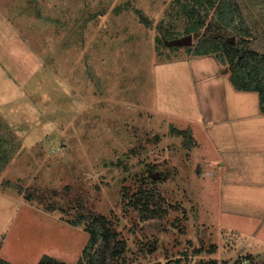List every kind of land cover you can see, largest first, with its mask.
<instances>
[{"label": "rangeland", "instance_id": "obj_1", "mask_svg": "<svg viewBox=\"0 0 264 264\" xmlns=\"http://www.w3.org/2000/svg\"><path fill=\"white\" fill-rule=\"evenodd\" d=\"M139 14L176 31L170 40L187 35L174 0H0V256L13 264L81 257L88 233L62 212L77 193L112 218L127 264L264 263L239 246L255 222L219 210L220 179L206 172L212 149L186 121L198 113L196 40L160 42ZM5 181L46 188L45 200L63 208L46 210ZM142 181L163 198L161 218L133 207ZM227 219L248 225L226 233L237 228Z\"/></svg>", "mask_w": 264, "mask_h": 264}, {"label": "trees", "instance_id": "obj_2", "mask_svg": "<svg viewBox=\"0 0 264 264\" xmlns=\"http://www.w3.org/2000/svg\"><path fill=\"white\" fill-rule=\"evenodd\" d=\"M174 2L186 18L183 34H191L192 39L196 40L193 44V53L196 55L215 53L226 65L229 78L236 88L258 92L260 111L264 114V0H174ZM139 17L146 27H155L160 35L158 36L160 42L174 37L176 31L167 29L161 23H156L153 27V19L147 15L139 14ZM180 132L185 134L184 145L191 147L193 144L191 131L187 129ZM8 138L12 140L10 136ZM3 184L18 189L28 199H36L46 210L63 208L54 200L50 202L45 200L48 190L46 188L34 193L26 189L22 191L20 185H10L9 181ZM69 188L65 191L68 194ZM125 194L128 195V192ZM131 196L133 207L140 212L144 220L161 218L166 213L163 198L160 194L146 189L143 181ZM88 201L89 199L84 201L77 193L74 196V205L70 204L67 209H62V212L70 214L67 220L72 225L82 226L88 233L81 257L73 264H127L124 256L126 242L120 238L112 218L98 212ZM216 250V244H211L205 252L211 254ZM228 263L227 260L220 262ZM0 264L10 263L0 257ZM37 264L70 263L45 255ZM146 264L187 263L178 257ZM197 264H218V261L213 257L199 259Z\"/></svg>", "mask_w": 264, "mask_h": 264}, {"label": "crops", "instance_id": "obj_3", "mask_svg": "<svg viewBox=\"0 0 264 264\" xmlns=\"http://www.w3.org/2000/svg\"><path fill=\"white\" fill-rule=\"evenodd\" d=\"M189 63L197 85L198 113L186 117V121L199 128L212 149L213 156L209 155L208 160L213 168L206 172L210 178L220 179L219 210L228 219L253 220L255 225L239 246L243 252L264 254V114L258 92L236 88L227 69L223 71L212 53L190 55ZM191 131L192 148L197 139ZM226 223L238 228L229 227L231 231L226 233L248 225L230 220ZM256 236L258 241L251 245Z\"/></svg>", "mask_w": 264, "mask_h": 264}, {"label": "water", "instance_id": "obj_4", "mask_svg": "<svg viewBox=\"0 0 264 264\" xmlns=\"http://www.w3.org/2000/svg\"><path fill=\"white\" fill-rule=\"evenodd\" d=\"M165 42L168 45H190L192 44V35L187 34L186 36L172 39V40H166Z\"/></svg>", "mask_w": 264, "mask_h": 264}]
</instances>
